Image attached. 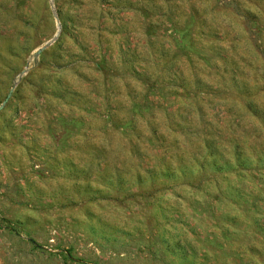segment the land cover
<instances>
[{
  "label": "rangeland",
  "instance_id": "obj_1",
  "mask_svg": "<svg viewBox=\"0 0 264 264\" xmlns=\"http://www.w3.org/2000/svg\"><path fill=\"white\" fill-rule=\"evenodd\" d=\"M0 264H264V0H0Z\"/></svg>",
  "mask_w": 264,
  "mask_h": 264
}]
</instances>
